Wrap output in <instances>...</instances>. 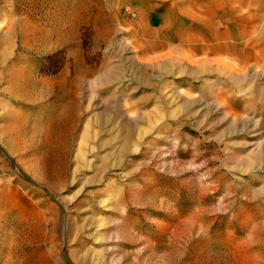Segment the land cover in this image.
Returning a JSON list of instances; mask_svg holds the SVG:
<instances>
[{"label":"rangeland","instance_id":"rangeland-1","mask_svg":"<svg viewBox=\"0 0 264 264\" xmlns=\"http://www.w3.org/2000/svg\"><path fill=\"white\" fill-rule=\"evenodd\" d=\"M64 253L264 264V0H0V264Z\"/></svg>","mask_w":264,"mask_h":264},{"label":"water","instance_id":"water-1","mask_svg":"<svg viewBox=\"0 0 264 264\" xmlns=\"http://www.w3.org/2000/svg\"><path fill=\"white\" fill-rule=\"evenodd\" d=\"M10 161L14 164V161H12V160H10ZM21 173H22V172H21ZM22 176L24 177V179L30 181L29 177L26 176L24 173H22ZM63 258H64V260H65V262H66L67 264H73V263L69 260L68 255H67L66 253L63 254Z\"/></svg>","mask_w":264,"mask_h":264},{"label":"bare ground","instance_id":"bare-ground-1","mask_svg":"<svg viewBox=\"0 0 264 264\" xmlns=\"http://www.w3.org/2000/svg\"><path fill=\"white\" fill-rule=\"evenodd\" d=\"M235 82H236L237 84L240 83V81H236V80H235ZM198 105H199V104H198ZM198 105H197V107H198ZM183 106L186 107L185 104H184ZM191 107H192V106L189 105V106L186 107V109H191ZM194 108H195V107H194ZM199 109H200V108H199ZM191 110H192V109H191ZM201 112H202V110H201ZM113 126H114V125H113ZM230 128H231V127H230ZM232 128H233V127H232ZM56 129H57V128H56ZM56 133H57V132H56ZM60 134H61V133H60ZM56 137H57V136H56ZM31 139H32V138H31ZM62 139H63V138H62Z\"/></svg>","mask_w":264,"mask_h":264}]
</instances>
